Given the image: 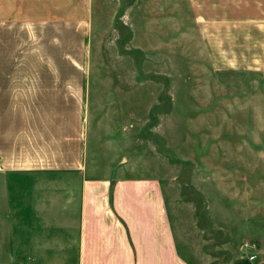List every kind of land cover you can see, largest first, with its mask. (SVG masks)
<instances>
[{
    "label": "rangeland",
    "instance_id": "1",
    "mask_svg": "<svg viewBox=\"0 0 264 264\" xmlns=\"http://www.w3.org/2000/svg\"><path fill=\"white\" fill-rule=\"evenodd\" d=\"M14 2L0 0V150L10 129L61 143L80 122L96 171L160 180L195 263L264 264V76L233 69V19L264 0Z\"/></svg>",
    "mask_w": 264,
    "mask_h": 264
},
{
    "label": "crops",
    "instance_id": "2",
    "mask_svg": "<svg viewBox=\"0 0 264 264\" xmlns=\"http://www.w3.org/2000/svg\"><path fill=\"white\" fill-rule=\"evenodd\" d=\"M233 69L264 76V16L233 19ZM76 130L37 145L26 130L8 131V149L0 150V264H197L168 224L160 180L108 159L96 171L84 159L80 122Z\"/></svg>",
    "mask_w": 264,
    "mask_h": 264
},
{
    "label": "built area",
    "instance_id": "3",
    "mask_svg": "<svg viewBox=\"0 0 264 264\" xmlns=\"http://www.w3.org/2000/svg\"><path fill=\"white\" fill-rule=\"evenodd\" d=\"M244 246H245L246 248H252V249L254 248V247L252 246V244H247V243H245ZM250 252H251V251H250ZM254 257H255V256H254L253 254H250V255L248 256V259H249V260H252V259H254Z\"/></svg>",
    "mask_w": 264,
    "mask_h": 264
}]
</instances>
